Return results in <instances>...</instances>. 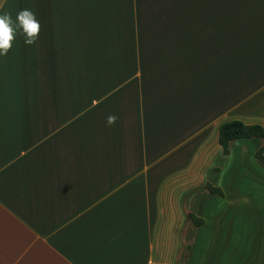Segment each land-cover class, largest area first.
<instances>
[{
  "label": "crops",
  "instance_id": "crops-1",
  "mask_svg": "<svg viewBox=\"0 0 264 264\" xmlns=\"http://www.w3.org/2000/svg\"><path fill=\"white\" fill-rule=\"evenodd\" d=\"M173 2L0 0L40 24L0 57V264H183L178 217L207 221L177 186L221 154V124L264 127V0Z\"/></svg>",
  "mask_w": 264,
  "mask_h": 264
},
{
  "label": "rangeland",
  "instance_id": "rangeland-1",
  "mask_svg": "<svg viewBox=\"0 0 264 264\" xmlns=\"http://www.w3.org/2000/svg\"><path fill=\"white\" fill-rule=\"evenodd\" d=\"M166 5L163 3V6ZM184 9L178 14L175 12L173 17H183ZM262 113L264 115V108ZM255 142L256 151L261 143L258 140ZM250 150L252 148H248L247 152L234 148L232 158L213 152L193 184L177 186L179 199L176 206L179 211L188 208L207 223L202 231L192 230L183 222L182 214L178 217L177 222L181 225L173 243V261L183 264H228L235 261V249L242 246L243 261L264 264V168L255 160V151L251 153ZM202 180L219 187L225 197L210 196L204 184L200 185ZM251 212H254L253 219L257 218L260 222L250 224ZM186 244L191 246V251L185 250Z\"/></svg>",
  "mask_w": 264,
  "mask_h": 264
},
{
  "label": "trees",
  "instance_id": "trees-1",
  "mask_svg": "<svg viewBox=\"0 0 264 264\" xmlns=\"http://www.w3.org/2000/svg\"><path fill=\"white\" fill-rule=\"evenodd\" d=\"M238 139H247L259 141L260 147L255 151L254 158L258 164L264 168V127L259 124L246 125L240 121H229L223 123L218 128L217 142L221 149V154L226 156L229 154V143ZM205 189L212 195L222 197V191L219 188L205 184ZM194 226H201L202 220L189 215Z\"/></svg>",
  "mask_w": 264,
  "mask_h": 264
},
{
  "label": "clouds",
  "instance_id": "clouds-1",
  "mask_svg": "<svg viewBox=\"0 0 264 264\" xmlns=\"http://www.w3.org/2000/svg\"><path fill=\"white\" fill-rule=\"evenodd\" d=\"M22 33L24 43L33 45L36 43L40 32V24L34 11L25 8L17 13L15 21L8 13L0 14V57H6L12 48V41L17 33ZM117 120L116 116H109L107 123L112 125Z\"/></svg>",
  "mask_w": 264,
  "mask_h": 264
}]
</instances>
